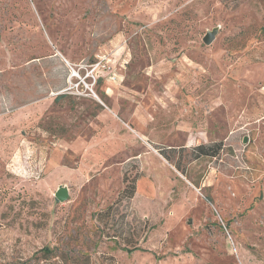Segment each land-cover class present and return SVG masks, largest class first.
<instances>
[{"label":"rangeland","instance_id":"1","mask_svg":"<svg viewBox=\"0 0 264 264\" xmlns=\"http://www.w3.org/2000/svg\"><path fill=\"white\" fill-rule=\"evenodd\" d=\"M86 262L264 264V0H0V264Z\"/></svg>","mask_w":264,"mask_h":264},{"label":"trees","instance_id":"2","mask_svg":"<svg viewBox=\"0 0 264 264\" xmlns=\"http://www.w3.org/2000/svg\"><path fill=\"white\" fill-rule=\"evenodd\" d=\"M60 98L63 97V94L58 95ZM220 144L216 145H206V144H200L194 148V150L198 151L199 155H213L215 156L217 154V151L220 150ZM136 192V187L130 182L125 189L123 190L122 194H124L126 197H133ZM138 247L137 245H134L132 248ZM36 253L40 254L37 259L38 261L42 260H49L56 257H61L62 255L59 253V249L57 247H51V246H45L41 249H39ZM88 260V259H86ZM85 260V261H86ZM86 264H89L86 262Z\"/></svg>","mask_w":264,"mask_h":264},{"label":"built area","instance_id":"3","mask_svg":"<svg viewBox=\"0 0 264 264\" xmlns=\"http://www.w3.org/2000/svg\"><path fill=\"white\" fill-rule=\"evenodd\" d=\"M101 65L104 68L106 67V65L102 64L101 61L97 63L88 64L87 73L84 75L80 73V69L84 68V66H80L79 71H77L75 68H72V74L74 77L77 78V80L74 82V86L72 85L70 87L71 89H74V93L76 92L77 94H86V95L94 94L93 85L97 81L95 71Z\"/></svg>","mask_w":264,"mask_h":264},{"label":"water","instance_id":"4","mask_svg":"<svg viewBox=\"0 0 264 264\" xmlns=\"http://www.w3.org/2000/svg\"><path fill=\"white\" fill-rule=\"evenodd\" d=\"M218 30L219 29L217 27H215L214 29L207 31V33L203 37L204 43L211 44L215 40L216 35L218 33ZM55 197L59 201L68 200V198H69V189H68V187L67 186H60L57 189L56 193H55Z\"/></svg>","mask_w":264,"mask_h":264},{"label":"crops","instance_id":"5","mask_svg":"<svg viewBox=\"0 0 264 264\" xmlns=\"http://www.w3.org/2000/svg\"><path fill=\"white\" fill-rule=\"evenodd\" d=\"M203 144H205V143H203Z\"/></svg>","mask_w":264,"mask_h":264}]
</instances>
